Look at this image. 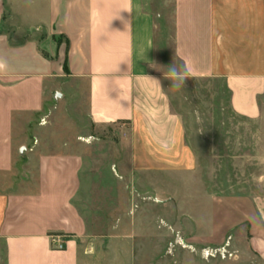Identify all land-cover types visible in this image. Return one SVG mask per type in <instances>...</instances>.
Masks as SVG:
<instances>
[{
	"label": "crops",
	"instance_id": "1",
	"mask_svg": "<svg viewBox=\"0 0 264 264\" xmlns=\"http://www.w3.org/2000/svg\"><path fill=\"white\" fill-rule=\"evenodd\" d=\"M171 19L167 35L181 66L192 78L221 81L233 113L259 117L264 0H172ZM156 65L155 17L143 0H0V264H141L128 251L79 248L87 229L74 199L84 157L43 152L38 138L29 140L46 90L63 97L62 83L85 90L94 126L131 129V173L143 172L149 190L190 196L178 225L183 219L194 237L213 242L246 221L264 260V198L217 196L213 172L205 175L178 141L180 118L146 119L158 112L144 108L152 78H165ZM131 227L135 234L139 223Z\"/></svg>",
	"mask_w": 264,
	"mask_h": 264
},
{
	"label": "rangeland",
	"instance_id": "2",
	"mask_svg": "<svg viewBox=\"0 0 264 264\" xmlns=\"http://www.w3.org/2000/svg\"><path fill=\"white\" fill-rule=\"evenodd\" d=\"M143 5L155 17V72L164 75L157 68L166 69L174 61L182 67L167 35L172 0H143ZM62 84L63 97L46 90L44 110L30 118L36 131L34 136L30 131L29 140L35 143L34 138H38L43 152L79 153L84 157L74 199L87 229L81 250L116 248L131 252L132 260L141 264H264L249 242L246 221L213 242L194 237L195 227L183 219L178 225L190 196L178 189L162 187L161 193L149 190L143 172L131 173V129L117 124L94 126L87 116L85 90L78 91L73 83ZM155 86L146 95L144 108L158 112L148 113L146 119L154 121L157 117L173 123L175 117L180 118L178 141L200 158L205 175L213 172L216 195L264 198V97L261 115L250 119L232 112L229 91L221 81L189 77L183 88L175 89L164 78ZM144 133L137 131L141 138ZM134 220L139 223L135 234L131 231ZM152 252L153 257L148 258Z\"/></svg>",
	"mask_w": 264,
	"mask_h": 264
},
{
	"label": "clouds",
	"instance_id": "3",
	"mask_svg": "<svg viewBox=\"0 0 264 264\" xmlns=\"http://www.w3.org/2000/svg\"><path fill=\"white\" fill-rule=\"evenodd\" d=\"M161 69L163 68H157V70L164 72L165 78L171 82V86L175 89L183 88L186 79L191 77L187 66L185 65L183 67H180L175 61L171 65H168L166 69ZM152 79L155 84H160L159 80L154 78Z\"/></svg>",
	"mask_w": 264,
	"mask_h": 264
},
{
	"label": "built area",
	"instance_id": "4",
	"mask_svg": "<svg viewBox=\"0 0 264 264\" xmlns=\"http://www.w3.org/2000/svg\"><path fill=\"white\" fill-rule=\"evenodd\" d=\"M52 240H53V242H55V245H56L57 248H62L63 247V244L61 242L57 241L55 238H53Z\"/></svg>",
	"mask_w": 264,
	"mask_h": 264
}]
</instances>
